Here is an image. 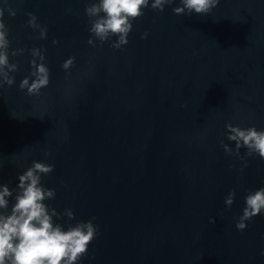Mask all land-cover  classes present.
Masks as SVG:
<instances>
[{
	"label": "water",
	"instance_id": "1",
	"mask_svg": "<svg viewBox=\"0 0 264 264\" xmlns=\"http://www.w3.org/2000/svg\"><path fill=\"white\" fill-rule=\"evenodd\" d=\"M90 2L0 0L17 65L16 83L0 86V183L15 188L33 160L53 163L47 203L99 225L83 264H264V214L236 227L246 190L264 185V159L241 148V169L220 144L228 122L264 128V0L202 14L145 8L121 48L115 37L88 44ZM34 47L50 83L29 95L19 82Z\"/></svg>",
	"mask_w": 264,
	"mask_h": 264
},
{
	"label": "clouds",
	"instance_id": "2",
	"mask_svg": "<svg viewBox=\"0 0 264 264\" xmlns=\"http://www.w3.org/2000/svg\"><path fill=\"white\" fill-rule=\"evenodd\" d=\"M220 0H92L85 5V13L93 18L88 31V44L95 46L96 39L106 41L115 37L111 46L121 48L128 43V36L133 28V21L142 16L144 9L151 7L163 11L166 5L175 4L176 14L208 13L219 4ZM5 6H0V73L4 79L0 86L16 83L15 77L9 72L17 68L10 62L9 29L4 21ZM9 15L15 16L16 11L7 7ZM27 21L32 28L39 29L40 38L47 35V27L42 26L34 12H28ZM147 37L145 31L141 34ZM53 40V43H57ZM30 60L29 75L19 82L20 89H26L29 95L39 94L42 88L50 83V68L46 63L44 50L34 47ZM15 54V52H13ZM75 57H67L62 68L68 70L74 63ZM224 133L227 141L221 139L220 144L229 155L244 161L241 169L247 167L246 156H259L264 159V128L255 125L243 127L228 122ZM241 148L246 149L241 155ZM45 155H48L46 152ZM53 163L44 160H33L31 165L18 174L15 188L8 183H0V264H83L84 258L91 259L94 252L89 253V244L99 233V225L94 223L95 216L87 220L75 219L71 207H65L63 212L52 207L48 200L56 195V189L46 186L42 176L50 173ZM236 190H229L224 198L229 208L234 203ZM258 214H264V185L255 189H247L244 196V207L236 220L237 229L243 230L247 222ZM67 220L61 222L63 218ZM215 223L216 218L210 217ZM72 221H75L74 223ZM264 254V250H261Z\"/></svg>",
	"mask_w": 264,
	"mask_h": 264
}]
</instances>
